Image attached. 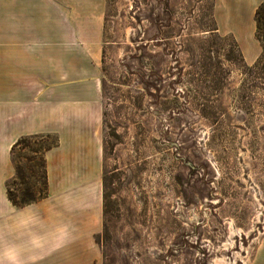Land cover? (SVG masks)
Masks as SVG:
<instances>
[{
    "label": "rangeland",
    "instance_id": "374dc122",
    "mask_svg": "<svg viewBox=\"0 0 264 264\" xmlns=\"http://www.w3.org/2000/svg\"><path fill=\"white\" fill-rule=\"evenodd\" d=\"M213 7L105 0L95 235L103 264H264V18L260 55L247 64L218 33ZM51 143L56 136H38L13 150L16 199L45 192Z\"/></svg>",
    "mask_w": 264,
    "mask_h": 264
},
{
    "label": "crops",
    "instance_id": "0c3cea01",
    "mask_svg": "<svg viewBox=\"0 0 264 264\" xmlns=\"http://www.w3.org/2000/svg\"><path fill=\"white\" fill-rule=\"evenodd\" d=\"M218 33L252 64L264 0H213ZM105 0H0V264H103L98 41ZM54 135L44 153L46 194L14 204L11 148Z\"/></svg>",
    "mask_w": 264,
    "mask_h": 264
},
{
    "label": "trees",
    "instance_id": "16d2710c",
    "mask_svg": "<svg viewBox=\"0 0 264 264\" xmlns=\"http://www.w3.org/2000/svg\"><path fill=\"white\" fill-rule=\"evenodd\" d=\"M264 18V1H262L258 7L256 8L255 10V14H254V20H255V24H256V32H255V35H256V38L258 40H261V36H260V31L262 29V26H261V19ZM38 136H25V137H22L20 138L11 148V155L13 153V150L15 149V147H17L22 141L26 140V139H33V138H37ZM57 143H51L49 144L45 149H44V153L50 149L51 147L55 146ZM7 191H8V196H9V199L16 205H24L26 203H30V202H33V201H36L38 199H41L45 194H46V191H47V181H46V189H45V192H42L40 194H38L36 197H33V198H28V199H25V198H22L20 200L16 199L12 193L9 191V188H8V183H7Z\"/></svg>",
    "mask_w": 264,
    "mask_h": 264
},
{
    "label": "bare ground",
    "instance_id": "6f19581e",
    "mask_svg": "<svg viewBox=\"0 0 264 264\" xmlns=\"http://www.w3.org/2000/svg\"><path fill=\"white\" fill-rule=\"evenodd\" d=\"M218 264H223V262L220 260V261H218Z\"/></svg>",
    "mask_w": 264,
    "mask_h": 264
}]
</instances>
